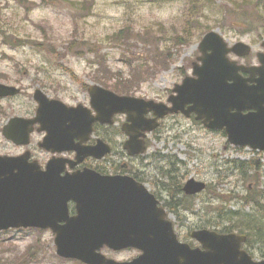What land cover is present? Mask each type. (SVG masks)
Wrapping results in <instances>:
<instances>
[{"label": "rangeland", "instance_id": "1", "mask_svg": "<svg viewBox=\"0 0 264 264\" xmlns=\"http://www.w3.org/2000/svg\"><path fill=\"white\" fill-rule=\"evenodd\" d=\"M225 1L238 6L241 13L231 10L224 16L220 4ZM81 5H87L82 16ZM244 6L253 20H258L254 8L260 9L264 17V0H0V83L21 89L17 96L0 98V153L13 155L21 151L4 139L1 129L11 117L34 114L32 93L36 88L68 104H87L84 85L99 81L113 90L127 87L136 97L164 101L173 84L180 81L182 70L190 72L189 64L198 54L204 28L217 29L230 44L244 41L254 53L263 50L262 31H242L247 27L242 17ZM126 29L128 41L122 37ZM74 37L77 45L72 46L82 51L63 52ZM254 53L244 62L256 63ZM135 63L146 69L140 78L129 73V66ZM101 68H105L103 73ZM174 123L192 128L177 133V129L169 128ZM251 155L233 150L221 132L206 131L185 119H168L150 140L147 152L137 159L150 164L151 173L145 176L149 189L160 178L154 166L172 158L187 162L188 175L208 185L196 199L184 200L186 206L193 203L192 209L180 210V218L171 215L181 235L196 228L214 227L218 211L244 209L253 212L251 223L260 226L257 228L264 244V196L259 193L264 189V166L263 173L250 175L243 182L234 170H226L222 164L224 159H247ZM226 175L214 191L218 177ZM247 185L253 187L255 200L245 202L244 207L239 200L227 205L216 198L218 193L224 199L230 197L226 193L244 195ZM154 188L163 191L161 186ZM135 254L134 250H126L111 255L126 259ZM24 255V264H78L56 256L50 231L0 232V264H21L17 259Z\"/></svg>", "mask_w": 264, "mask_h": 264}, {"label": "water", "instance_id": "2", "mask_svg": "<svg viewBox=\"0 0 264 264\" xmlns=\"http://www.w3.org/2000/svg\"><path fill=\"white\" fill-rule=\"evenodd\" d=\"M243 47L246 50L241 47L237 50L241 54L247 52V47ZM219 53L209 58L205 56L199 71L196 85L202 86L201 100L212 112V115L204 112L201 115L212 119L211 126L226 125L229 140L233 143L264 146V73L259 71L256 85H247V79L237 76L236 72L239 68L248 69L231 63L235 73L232 75L226 70L227 60ZM227 78L233 79V83L227 84ZM215 81L217 84H214ZM91 90L110 96L112 99H103L102 103L114 100L120 111L129 112L133 104L143 102L133 97L106 93L100 88ZM11 92L16 90L0 84L1 94ZM92 94L93 101L98 99L97 93L92 91ZM251 108L255 111L242 114L243 109ZM13 168H20V174L12 175ZM34 172L37 173V170L33 165L0 158V229L52 227L57 234L56 251L64 257L78 258L88 264H118L105 261L96 253L97 249L107 245L112 249L135 247L142 251L138 259L120 264H215L212 256L231 255L229 251L218 249L222 248V244L241 239L201 230L192 235L201 241L216 240L214 248L217 250L208 247L206 241L203 242L207 246L205 251L190 249L177 241L171 223L165 219L164 211L156 206L153 196L133 180L120 176L77 174L70 178H58V181L44 187L32 180ZM69 199L77 203V216L69 217L67 214L66 202ZM89 207L97 210L88 211ZM59 221L66 224L58 226ZM103 222L107 226H103ZM236 264H264V261L252 262L242 255Z\"/></svg>", "mask_w": 264, "mask_h": 264}, {"label": "flooded vegetation", "instance_id": "3", "mask_svg": "<svg viewBox=\"0 0 264 264\" xmlns=\"http://www.w3.org/2000/svg\"><path fill=\"white\" fill-rule=\"evenodd\" d=\"M99 126V124H95V127ZM102 126V125H100ZM37 128V126H35V129ZM34 134L38 137L36 140V145L38 144V140L42 139L43 137V133H39L37 131H34L32 136H34ZM34 139V138H33ZM110 141L113 144H116V142L110 138ZM87 144H93L92 141L89 140V142H86ZM40 153H44L45 151H43L42 149L38 148ZM66 158L72 159L74 157L73 152H69V153H65L64 155ZM43 156H41V166L42 168H45L46 165V160L42 161ZM71 162H73V160H69ZM137 165L133 160H130L129 162H123L121 159L119 160H111V162H106L105 160H101V161H97L91 158L85 159L82 163L77 164V165H73L72 167L69 166V163L66 162L65 165L63 166L64 170L62 172H72V171H76L79 169H82L84 167H93L95 168V170L103 173V174H128L133 176L135 179L140 180V173H142L143 171H141L139 168H137ZM70 206V214H74V208H73V204L69 203Z\"/></svg>", "mask_w": 264, "mask_h": 264}, {"label": "trees", "instance_id": "4", "mask_svg": "<svg viewBox=\"0 0 264 264\" xmlns=\"http://www.w3.org/2000/svg\"><path fill=\"white\" fill-rule=\"evenodd\" d=\"M250 221V223H251V220H249ZM260 227V226H259ZM257 230V229H256ZM259 230H257V232H258ZM258 236H260L261 235V232L259 231V233L257 234Z\"/></svg>", "mask_w": 264, "mask_h": 264}]
</instances>
